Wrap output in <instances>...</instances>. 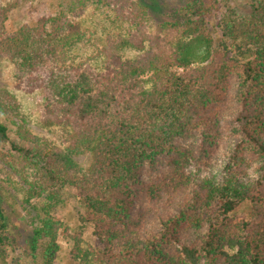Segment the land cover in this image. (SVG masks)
Instances as JSON below:
<instances>
[{"label": "trees", "instance_id": "obj_1", "mask_svg": "<svg viewBox=\"0 0 264 264\" xmlns=\"http://www.w3.org/2000/svg\"><path fill=\"white\" fill-rule=\"evenodd\" d=\"M243 1L91 0L128 24L97 71L71 60L74 9L7 33L0 3L15 89L67 135L33 134L0 90V264H56L62 245L68 264H264V0Z\"/></svg>", "mask_w": 264, "mask_h": 264}, {"label": "rangeland", "instance_id": "obj_2", "mask_svg": "<svg viewBox=\"0 0 264 264\" xmlns=\"http://www.w3.org/2000/svg\"><path fill=\"white\" fill-rule=\"evenodd\" d=\"M132 1L135 3L136 1H140L144 4L149 2V0ZM228 1H230L229 5L232 8L234 7V9L244 6L248 8L243 0ZM158 2L163 12H169L182 6V0H158ZM0 3L9 8L12 6L6 13L7 18L4 26L7 33H13L22 26L35 27L42 18L55 16L62 10L74 9L71 15L76 21L81 22V29L84 30L85 37L80 43L75 45L76 47L71 53V60L75 64L83 63L85 65H90L95 71L102 68L101 58L103 53L99 52L109 46L110 41L107 40L116 38L122 31H126L128 28L127 23L121 22L120 20L114 21L115 19L113 15L109 13L108 7L105 5L101 7L93 5L91 0H0ZM157 10H159V7L153 6L152 12L155 13ZM162 18L163 16H161V20H156L155 17H152L153 23L155 25L161 23ZM135 55H137L135 52H131L130 54L126 53L128 57H134ZM179 72H181V69H179ZM0 90L8 91L16 96L29 122V130L33 134L50 140L57 145H62V142H64L67 137L66 132L60 127L47 128L43 126L42 121L45 119V116L42 114L43 101L41 99V94L25 93L15 89L14 66L7 59H0ZM2 121L7 124L9 129L13 130L10 123L4 120ZM79 160L82 164L86 163L84 157H81ZM1 178L2 177H0V179ZM13 207L17 220H19L22 209L18 204L13 205ZM78 207L76 200L72 197H67L62 208V216L63 220L66 221L65 223L71 228H74L78 223ZM243 216V214L240 215V217ZM25 221L29 222L30 220L25 218ZM83 238L86 242L92 243L90 229L84 231ZM66 249L67 248L62 245V249L58 253L56 264H68Z\"/></svg>", "mask_w": 264, "mask_h": 264}]
</instances>
